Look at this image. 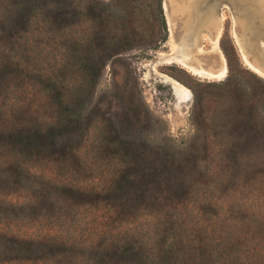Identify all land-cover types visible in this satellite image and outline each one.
Here are the masks:
<instances>
[{
	"label": "rangeland",
	"instance_id": "obj_1",
	"mask_svg": "<svg viewBox=\"0 0 264 264\" xmlns=\"http://www.w3.org/2000/svg\"><path fill=\"white\" fill-rule=\"evenodd\" d=\"M159 3L118 0L111 32L86 18L65 26L38 16L27 33L10 38L3 23L13 0H0V131L58 121L59 95L47 85L63 81L60 92L71 98L86 83L82 66L94 32L118 33L135 46L107 61L91 105L96 114L101 111L77 152L26 159L0 145V208L9 216L0 222V234L69 246L47 261L0 264H125L114 252L128 241L127 232L138 240L153 235L156 212L166 208L180 219L178 248L186 254L204 247L206 238L223 245L219 254L242 257V264H264V173H259L264 166L253 158L234 168L221 143L223 118L231 122V134L241 117L264 116V92L256 77L264 78V0ZM185 13L186 18L177 17ZM191 87L206 94L195 125ZM108 110L122 111L133 132L152 145H168L177 158L193 153L195 160L196 154L203 167L193 169L190 184L197 182L195 189L212 184L223 205L200 214L204 206H190L175 192L161 205H140L144 212L136 211L139 204L123 209L116 197L127 187L118 182L122 158L113 152L114 137L101 116ZM196 128L207 136L205 143L196 144ZM16 170L27 173L26 185L11 176ZM228 172L236 181L214 182ZM93 191L109 194L108 200L95 203L83 194ZM84 245L104 254L92 261Z\"/></svg>",
	"mask_w": 264,
	"mask_h": 264
},
{
	"label": "trees",
	"instance_id": "obj_2",
	"mask_svg": "<svg viewBox=\"0 0 264 264\" xmlns=\"http://www.w3.org/2000/svg\"><path fill=\"white\" fill-rule=\"evenodd\" d=\"M116 2L118 0H110L107 3L101 0H13L12 9L8 12L3 26L8 32V37L12 38L27 33L28 28L32 26L38 16L48 17L54 23L65 26L80 18H86L89 21L100 22L101 25L109 29L108 32H111L115 30L114 27H110L115 22L114 12H120L115 7ZM159 2L161 7V0ZM162 22L165 27V20L162 19ZM89 46L91 54L88 61L82 66L86 83L80 85L71 98L63 96L60 92L61 85H65L63 81L57 83L50 81L51 86L47 85L53 87L59 95L57 96L60 105L57 108L58 121L45 127L24 124L15 127V129L0 131V145L10 147L11 152L15 155L25 156L26 159H31L35 154L52 157L72 154L80 149L93 126L95 116H98L101 111L96 114V109H93L91 105L96 85L107 61L116 59L135 47L128 38L123 39L118 33L108 35L103 31L93 33ZM229 70L231 71L230 66ZM256 77L264 92V78ZM225 82L226 80L218 85L224 86ZM190 90L193 95L192 122L195 125L198 108L206 94L198 93L192 87ZM121 114L122 111L108 110L104 111L101 116L113 134V152L122 158L123 165L118 182H120V186L126 184L127 187L120 191L116 197L123 209L131 210L132 207L139 204L136 211L144 212L147 211V208H140V205L145 203H150L148 206L161 205L163 199H167L169 194L175 192L180 194L183 201H187L186 203H189L190 206H204V208L201 207L200 214L206 208H220L223 205L221 202L225 200H221L214 193L212 184L199 189L194 188L198 185L197 182H194L193 185L190 184L189 177L193 174V169L197 171L198 168L203 167L196 154H194L195 160H193V153L187 157L177 158L168 145L148 143L136 131L133 132L134 128L126 126ZM140 115L148 122L146 112H142ZM247 115H245L247 117L240 118L237 122L240 125L236 126L231 134L228 133L231 122L228 117L223 118L224 125L222 127L226 131L225 136L221 138V143L224 146V152L234 159V168L241 166L240 161L247 163L253 158H256L259 164L264 166V116L257 119L253 115ZM195 136L196 144L207 141V136L200 133L197 128ZM229 172L227 175L215 177L214 182L231 184L230 179L234 180V178ZM259 173H264V169ZM11 176L21 184H24V180L29 179L27 173L20 170L12 172ZM187 185L189 186L188 190L185 189ZM83 194L89 196L95 203H104L109 196L105 192L98 191L83 192ZM7 212L0 208V222L9 217L8 214H5ZM156 213L155 216H158L159 220L155 225L156 230L153 235H144L138 240L136 239L138 237L128 231L125 236L128 241L114 252V254L122 256L125 264H207L211 260L214 264H242V257L219 254L223 245L206 238L204 247H200L197 251L193 249L194 251L186 254L184 250L178 248L183 237L179 228V217L171 213L168 208ZM196 246L197 244H194L193 248ZM68 247L63 243H49L0 234V261L4 263L47 261L51 257L54 258L56 254L63 253L62 249ZM80 247L89 252V259L92 261L96 260L98 254H104L95 246ZM51 254L53 255L51 256Z\"/></svg>",
	"mask_w": 264,
	"mask_h": 264
},
{
	"label": "crops",
	"instance_id": "obj_3",
	"mask_svg": "<svg viewBox=\"0 0 264 264\" xmlns=\"http://www.w3.org/2000/svg\"><path fill=\"white\" fill-rule=\"evenodd\" d=\"M183 4V3H182ZM184 5V4H183ZM186 14V15H185ZM184 16L183 15H177V17H180V18H186L188 15L187 13H185Z\"/></svg>",
	"mask_w": 264,
	"mask_h": 264
},
{
	"label": "bare ground",
	"instance_id": "obj_4",
	"mask_svg": "<svg viewBox=\"0 0 264 264\" xmlns=\"http://www.w3.org/2000/svg\"><path fill=\"white\" fill-rule=\"evenodd\" d=\"M171 24H172V22H171ZM193 70L197 71L196 68H193Z\"/></svg>",
	"mask_w": 264,
	"mask_h": 264
}]
</instances>
